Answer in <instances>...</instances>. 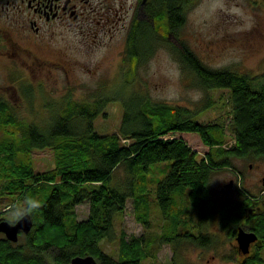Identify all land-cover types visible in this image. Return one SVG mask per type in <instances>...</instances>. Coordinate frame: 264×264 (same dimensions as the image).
Returning a JSON list of instances; mask_svg holds the SVG:
<instances>
[{
    "label": "trees",
    "instance_id": "trees-1",
    "mask_svg": "<svg viewBox=\"0 0 264 264\" xmlns=\"http://www.w3.org/2000/svg\"><path fill=\"white\" fill-rule=\"evenodd\" d=\"M164 1L169 5V11L163 12L164 27L153 29L145 24L136 28L128 56L135 66L147 62L154 55V38L163 30L160 46L165 43L171 47L182 70L199 88L208 93L229 92L233 144L224 147L227 140L222 126L206 125L187 108L154 103L138 93L124 102L121 125L113 134H99L95 129L96 119L105 114L112 98L81 104L68 100L53 106L45 127L20 123L10 114V104L0 99V125L15 128L14 138L0 143V215L6 216L9 206L26 196L39 202V209L30 214L34 226L29 234H21L16 244L0 234V264H49L50 260L69 264L79 256H92L98 264H143L148 257L146 248L157 243L154 239H131L123 234L116 258L102 247L103 242L114 240L116 218L125 214L130 199L142 224L150 227L154 206L176 232L180 227H191L179 208L180 197L195 212L193 228L199 230L196 236L187 232L186 243L211 246L212 240L202 228L215 217L212 176L218 170L234 168L233 159L264 158V84L256 88L251 79L235 70L213 69L184 42H177L187 11L180 8L179 0ZM214 104V99L209 100L204 111ZM19 130L23 137L17 140ZM198 141L206 148L202 156L196 149ZM34 150L53 152V168L36 170L29 156ZM166 161L171 165L156 189L148 190L153 182L139 188L141 173ZM121 167L127 175L124 185L115 180ZM240 197V202L224 207L222 229L233 239L238 226L250 227L264 243V196L245 191ZM83 204L89 205V217L79 221L76 207ZM173 240L158 239V243ZM245 264H262L260 251Z\"/></svg>",
    "mask_w": 264,
    "mask_h": 264
},
{
    "label": "rangeland",
    "instance_id": "rangeland-1",
    "mask_svg": "<svg viewBox=\"0 0 264 264\" xmlns=\"http://www.w3.org/2000/svg\"><path fill=\"white\" fill-rule=\"evenodd\" d=\"M121 36L124 38L125 33ZM169 40L176 43L173 37ZM179 40L209 67L235 70L251 79L256 88L264 84V0H195L186 12L185 24L178 33L177 42ZM69 44L72 47L71 57L77 59L80 65H85L86 69L77 68L68 77L25 69L23 65L18 69L11 62L0 58V99L10 104V114L20 123H35L45 127L53 106L68 100L81 104L112 98L104 110L106 115L102 114L96 119L95 129L99 134H113L121 125L124 102L133 93H138L154 103L187 108L197 113V120L206 125L222 126L227 140L224 147L233 144L229 92L208 93L199 88L193 77L182 70L169 45L164 43L160 46L152 58L138 65L134 74L128 73L124 79L119 69L123 41L111 44L107 39L105 45L92 47V50L81 45L78 37L69 39ZM104 83L115 85L105 89L101 86ZM196 96L199 99H194ZM211 99H214L215 104L210 110L204 111ZM14 131L15 128L0 125V143L2 140L11 141ZM15 137L21 139L22 132L19 130ZM196 149H199L201 156L206 151L200 141ZM29 156L38 171H46L54 166L53 152L50 150H34ZM232 162L234 168L218 170L211 179L215 217L202 228V232L212 240L209 248L186 243L187 232L195 236L199 233L193 228L197 218L189 205L178 197L179 208L183 211V217L189 220L190 228L180 227L176 232L170 230L162 211L154 206L150 227H147L137 219L133 200L130 199L125 214L116 218L114 240L101 243L104 251L116 258L124 234L131 239L144 236L147 241L154 239L157 242L146 248L148 257L143 264H241L242 257H237L234 252L235 239H230L221 227L222 212L226 205L240 202V194L245 191L253 196H262L264 158L233 159ZM170 165L171 162L166 161L150 166L148 172L141 173L142 186L139 188L153 182L148 190L153 187L156 189L157 182L165 178ZM115 180L123 185L126 183L127 175L123 167L115 173ZM231 180L234 186L227 188ZM76 216L79 221L87 220L89 205L77 206ZM4 217L0 215V219ZM169 237L174 238L171 243H158V239ZM258 251L264 264V249ZM49 264L54 262L50 260Z\"/></svg>",
    "mask_w": 264,
    "mask_h": 264
},
{
    "label": "flooded vegetation",
    "instance_id": "flooded-vegetation-1",
    "mask_svg": "<svg viewBox=\"0 0 264 264\" xmlns=\"http://www.w3.org/2000/svg\"><path fill=\"white\" fill-rule=\"evenodd\" d=\"M179 1L180 8L187 11L195 0ZM168 8L164 0H0V58L18 69L23 65L25 69L68 77L77 68L86 69L71 57L69 39L78 37L80 44L91 50L105 45L107 39L111 44L123 41L119 69L125 79L137 69L128 56L134 31L145 24L153 29L163 28V12ZM154 41L155 52L163 41V30ZM134 43L133 49L137 50ZM114 85L101 86L111 89ZM230 184L234 186V181ZM244 229L251 231L250 227ZM258 249H264L260 238L247 255L239 251L237 242L234 245L235 254L242 257L241 264L254 257Z\"/></svg>",
    "mask_w": 264,
    "mask_h": 264
},
{
    "label": "water",
    "instance_id": "water-1",
    "mask_svg": "<svg viewBox=\"0 0 264 264\" xmlns=\"http://www.w3.org/2000/svg\"><path fill=\"white\" fill-rule=\"evenodd\" d=\"M262 185L264 187V178L262 180ZM231 188L232 184L226 186ZM34 226L33 218L31 215L26 217L23 222L18 224L15 228H11L5 223V221L0 222V234H3L8 241L11 243H18L21 234L27 235L31 232ZM259 236L253 231H247L243 227H240L236 231V242L238 244L239 251L247 255L250 253V248L253 244L258 242ZM69 264H98L96 259L92 256L86 257H75L71 260Z\"/></svg>",
    "mask_w": 264,
    "mask_h": 264
},
{
    "label": "clouds",
    "instance_id": "clouds-1",
    "mask_svg": "<svg viewBox=\"0 0 264 264\" xmlns=\"http://www.w3.org/2000/svg\"><path fill=\"white\" fill-rule=\"evenodd\" d=\"M194 99H199L198 96ZM39 209V202L29 196H26L21 202H14L6 210L4 217L5 223L11 228H15L18 224L23 222L26 217Z\"/></svg>",
    "mask_w": 264,
    "mask_h": 264
}]
</instances>
